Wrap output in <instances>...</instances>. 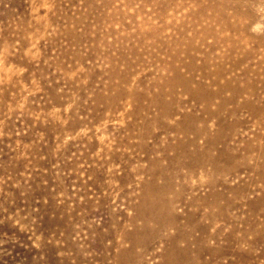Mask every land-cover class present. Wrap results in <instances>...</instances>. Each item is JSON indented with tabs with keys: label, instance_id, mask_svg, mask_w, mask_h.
<instances>
[{
	"label": "rangeland",
	"instance_id": "obj_1",
	"mask_svg": "<svg viewBox=\"0 0 264 264\" xmlns=\"http://www.w3.org/2000/svg\"><path fill=\"white\" fill-rule=\"evenodd\" d=\"M0 264H264V0H0Z\"/></svg>",
	"mask_w": 264,
	"mask_h": 264
}]
</instances>
